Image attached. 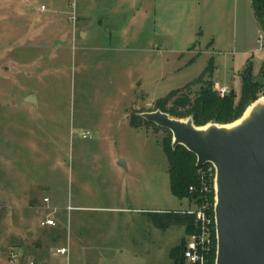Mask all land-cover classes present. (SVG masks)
I'll return each mask as SVG.
<instances>
[{"label": "rangeland", "instance_id": "rangeland-1", "mask_svg": "<svg viewBox=\"0 0 264 264\" xmlns=\"http://www.w3.org/2000/svg\"><path fill=\"white\" fill-rule=\"evenodd\" d=\"M70 2L0 0V247L21 248L50 264H172L170 252L185 239L184 228L160 229L140 211L192 213L197 205L170 193L161 142L172 141L171 134L154 125L135 128L131 118L155 111L158 100L200 77L207 79L209 67L213 83L238 98L251 66L262 86L258 99L263 98L264 30L250 0H201L205 18L198 13L196 20L187 0H172L163 20L158 8L155 58L147 62L126 53L114 63L116 74L104 75V62L92 49L100 39L78 37L88 21L96 22L99 14L104 20V2L88 18L79 12V1L74 25ZM60 33L69 36L63 41ZM28 41V48L20 47ZM38 57L48 71L37 77V68L25 77L21 61ZM9 62L18 64L17 73ZM190 89L194 94L199 86ZM26 90L37 104L25 105ZM117 161L131 168L128 184L105 177ZM123 187L129 205L109 201V207L128 210L104 211L107 198H119ZM56 206V227L42 226ZM67 244L66 261L54 252Z\"/></svg>", "mask_w": 264, "mask_h": 264}, {"label": "water", "instance_id": "water-1", "mask_svg": "<svg viewBox=\"0 0 264 264\" xmlns=\"http://www.w3.org/2000/svg\"><path fill=\"white\" fill-rule=\"evenodd\" d=\"M138 116L170 132L172 149L195 155L196 167L215 168V264H264V97L227 125L196 127L160 110Z\"/></svg>", "mask_w": 264, "mask_h": 264}, {"label": "trees", "instance_id": "trees-1", "mask_svg": "<svg viewBox=\"0 0 264 264\" xmlns=\"http://www.w3.org/2000/svg\"><path fill=\"white\" fill-rule=\"evenodd\" d=\"M256 20L264 30V0H250ZM207 79L200 77L181 90L173 91L165 98L156 102V110L168 114L172 118H192L196 127H203L210 123L227 125L235 122L244 114L245 110L256 100L261 84L252 78L251 66H249L242 77L240 95L237 98L233 91L224 97H220L215 90L211 80L212 70L209 67L206 71ZM260 77L264 80V68ZM198 85L199 90L191 93V87ZM143 124L152 125L139 116L131 118V125L135 128ZM158 128V127H157ZM166 131V130H165ZM168 132V131H167ZM170 133V132H168ZM171 139L161 142V147L168 163V176L170 193L179 200H187L199 205L204 198L213 205V189L207 195L201 193L200 182L196 176V157L185 148L179 146L171 147ZM194 187L190 192L189 188ZM154 225L160 229H166L172 225L182 226L185 230V239L180 245L172 249L170 259L172 264H187L184 259L186 240L197 232L195 217L190 212H169L163 214H149ZM216 243L209 257V264H215Z\"/></svg>", "mask_w": 264, "mask_h": 264}, {"label": "crops", "instance_id": "crops-1", "mask_svg": "<svg viewBox=\"0 0 264 264\" xmlns=\"http://www.w3.org/2000/svg\"><path fill=\"white\" fill-rule=\"evenodd\" d=\"M171 1L172 0H83V3L80 4L78 10L79 12L86 11V15L88 18H92L95 13H98V5L101 4V2H104V20L102 19L103 14H99L96 22L91 23L90 21H88V23H86V25L82 28L83 30H80L78 32V37L82 42L100 39V41L92 43V49L99 53L96 55V58H102L101 60H103L104 62V75H107L110 72L115 75L116 70L114 68V63L117 62V60L120 58L123 59L126 53H133L134 56H137L139 60L143 59L147 62H151L150 60L155 58L158 51V48L155 47V44L157 42L158 21L160 20V18L158 19V8L159 12H161V19L163 20V18L167 15L168 11H170L169 9L172 4ZM200 1L201 0H187V2L190 4V12H193V18L195 20L198 17V15L196 17V14L198 13L199 15L201 14V19L205 18L203 11L201 12L199 8ZM205 1L208 0H204V2ZM209 1L212 3V0ZM161 26L162 29H166L164 25ZM68 34L69 33H60L59 35L60 38L64 41L68 38ZM70 34L71 38L73 39L72 31ZM72 39V50H74L73 45L75 43V40ZM29 42L30 41L24 43L21 42L20 47L28 48ZM55 50L59 52L65 50L68 51L69 48L67 49L65 47H58ZM53 56L54 60L59 58V55H56V53ZM41 59V57H38L30 60L21 61L20 68H24L23 75L29 78V75L32 74L37 68L38 71H40L37 74V77L44 75L47 69H44V65H40ZM5 64L9 65V68L13 71L15 70V68H19L18 64L14 62H12V65L10 62ZM42 67L43 70H39L42 69ZM17 72L18 71H16V73ZM36 72L37 70L33 73V75ZM214 85L216 89L222 88L217 83H214ZM24 103L26 106L37 104L36 95L34 93H28V90H26ZM130 175L131 168L123 161H117L113 166L109 167L107 172L105 173V177L107 178V180H112V182L115 180H119L123 184H128V178L130 177ZM153 178L155 180V176ZM150 180L151 177H149L148 181L150 182ZM122 192L123 193L120 195L119 198H107L106 203L108 204V207H106L104 211L123 212L124 210H128L124 209L125 207H122L120 209L114 208L113 206L109 207V201H112L113 204L120 203L123 206L129 205V202L131 200V197L129 196V190L123 187ZM57 195H61L60 190L57 192ZM146 196H148L146 198H148V201L150 203L155 199L154 193L153 198H151L150 186L148 187V195ZM55 209L59 211L60 207L56 206ZM67 209H70V207H68ZM140 212H145L147 213L146 215L153 214L149 210H141ZM44 220L45 218L43 219V221ZM61 247L65 246L62 245Z\"/></svg>", "mask_w": 264, "mask_h": 264}, {"label": "built area", "instance_id": "built-area-1", "mask_svg": "<svg viewBox=\"0 0 264 264\" xmlns=\"http://www.w3.org/2000/svg\"><path fill=\"white\" fill-rule=\"evenodd\" d=\"M82 0H71L69 8L71 9V17L73 25L75 24V13L77 9V3ZM41 11H45V7H40ZM260 40L264 42V38L260 37ZM263 50V43L260 47ZM220 97H224L229 93L227 88H215ZM88 133L83 135L86 138ZM196 176L200 182L201 193L207 195L213 189L215 182V168L212 165H205L198 167ZM194 187H190L189 191L193 192ZM45 204H49V199H44ZM214 203L210 204L206 198L197 205V208L192 214L195 217V223L197 232L188 237L186 240V248L184 251V259L187 264H209V257L213 251L214 243H216V229H215V217H214ZM50 209V207H48ZM57 209L52 208L48 213L42 226L53 228L56 227L55 214ZM191 213V212H190ZM69 246L56 249L54 255L59 258H65L68 260ZM0 264H50L46 260H39L27 255L21 248H1L0 247Z\"/></svg>", "mask_w": 264, "mask_h": 264}]
</instances>
